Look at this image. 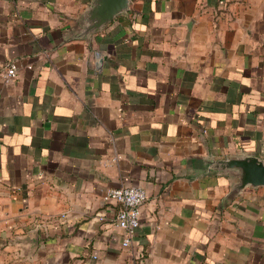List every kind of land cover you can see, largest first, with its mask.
<instances>
[{"label":"crops","instance_id":"crops-1","mask_svg":"<svg viewBox=\"0 0 264 264\" xmlns=\"http://www.w3.org/2000/svg\"><path fill=\"white\" fill-rule=\"evenodd\" d=\"M94 4L0 0V264H264V185L211 167L264 159V0Z\"/></svg>","mask_w":264,"mask_h":264},{"label":"water","instance_id":"water-1","mask_svg":"<svg viewBox=\"0 0 264 264\" xmlns=\"http://www.w3.org/2000/svg\"><path fill=\"white\" fill-rule=\"evenodd\" d=\"M129 0H95L90 18L92 26L99 29L110 22L116 14L128 8ZM102 59H99L100 65ZM211 167L227 170L237 175V182L233 189L241 190L246 185H264V159L253 154L232 156L226 159L214 160Z\"/></svg>","mask_w":264,"mask_h":264},{"label":"built area","instance_id":"built-area-1","mask_svg":"<svg viewBox=\"0 0 264 264\" xmlns=\"http://www.w3.org/2000/svg\"><path fill=\"white\" fill-rule=\"evenodd\" d=\"M6 77L13 78L17 74V64L11 62L6 69ZM146 189L141 185H119L109 187L103 196L108 202L119 204L115 222L123 229V245L130 246L141 223V206L147 200Z\"/></svg>","mask_w":264,"mask_h":264}]
</instances>
